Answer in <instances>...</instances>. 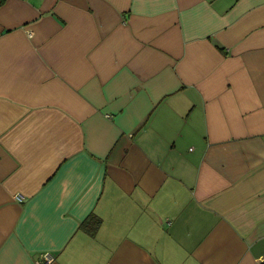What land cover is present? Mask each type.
<instances>
[{
	"label": "crops",
	"instance_id": "obj_1",
	"mask_svg": "<svg viewBox=\"0 0 264 264\" xmlns=\"http://www.w3.org/2000/svg\"><path fill=\"white\" fill-rule=\"evenodd\" d=\"M46 253L264 263V0H0V264Z\"/></svg>",
	"mask_w": 264,
	"mask_h": 264
},
{
	"label": "trees",
	"instance_id": "obj_2",
	"mask_svg": "<svg viewBox=\"0 0 264 264\" xmlns=\"http://www.w3.org/2000/svg\"><path fill=\"white\" fill-rule=\"evenodd\" d=\"M99 224H100L99 220L89 217L81 224L80 228L90 236H94L96 234Z\"/></svg>",
	"mask_w": 264,
	"mask_h": 264
},
{
	"label": "built area",
	"instance_id": "obj_3",
	"mask_svg": "<svg viewBox=\"0 0 264 264\" xmlns=\"http://www.w3.org/2000/svg\"><path fill=\"white\" fill-rule=\"evenodd\" d=\"M14 199L16 202L22 203L25 197L22 194L18 193L15 195ZM52 262H53L52 256L46 253L41 256V259L37 261V264H51Z\"/></svg>",
	"mask_w": 264,
	"mask_h": 264
}]
</instances>
